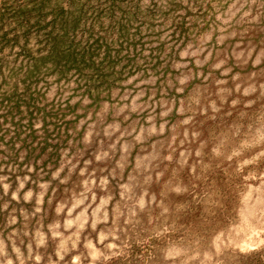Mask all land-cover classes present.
I'll use <instances>...</instances> for the list:
<instances>
[{
  "label": "rangeland",
  "instance_id": "obj_1",
  "mask_svg": "<svg viewBox=\"0 0 264 264\" xmlns=\"http://www.w3.org/2000/svg\"><path fill=\"white\" fill-rule=\"evenodd\" d=\"M0 264H264V0H0Z\"/></svg>",
  "mask_w": 264,
  "mask_h": 264
}]
</instances>
